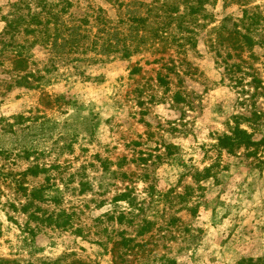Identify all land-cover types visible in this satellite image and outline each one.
<instances>
[{
    "label": "rangeland",
    "instance_id": "374dc122",
    "mask_svg": "<svg viewBox=\"0 0 264 264\" xmlns=\"http://www.w3.org/2000/svg\"><path fill=\"white\" fill-rule=\"evenodd\" d=\"M175 1H49L67 38L34 49L49 81L0 88V264L264 260V147L217 146L236 125L264 137V44L242 51L220 34L243 16L233 0H211L197 23L162 17ZM17 2L0 0V33ZM125 37L143 39L129 57Z\"/></svg>",
    "mask_w": 264,
    "mask_h": 264
},
{
    "label": "trees",
    "instance_id": "16d2710c",
    "mask_svg": "<svg viewBox=\"0 0 264 264\" xmlns=\"http://www.w3.org/2000/svg\"><path fill=\"white\" fill-rule=\"evenodd\" d=\"M50 0H19V2L13 5V11H11L9 16L4 17V21L6 22L3 31L0 33V71L4 74V78L0 79V88L6 87V89H11L14 86L24 87V88H34L35 83H41L43 81H49L46 79L44 75H41L44 71L45 73L49 72L51 68L45 66L42 69H35L38 63L35 60L34 49L41 45L44 49H50L51 45L53 47H62L65 41L64 36L61 38V33L58 30L61 26L59 23V18L61 17L62 10L58 13L53 12L51 7L47 10V7L51 4ZM68 1V0H67ZM238 4L242 5L244 8V13L242 18L239 21L247 22L250 21L249 27L245 28V32L242 31L243 26L234 21L231 17H226L222 20L221 25L218 30L220 34L228 33V36L235 39L238 42V48L242 51L245 47H252L256 44H264V38L258 40L257 29L258 25L261 21H264V11H260L262 5H255L254 9H252L250 5L251 0H233ZM65 2V1H59ZM211 2V0H179L175 2H163L165 8V18L170 21L180 20L181 22L184 20L186 16H190L192 20L196 21V23L200 20V17L206 19L208 16L206 13L207 8L206 5ZM43 6L42 9L39 6ZM180 5L184 6V10H180ZM26 11V12H25ZM45 16L54 17L56 21H54V28H50L49 24L52 23L50 18L44 21ZM160 17V16H159ZM102 21L104 22V17L101 16ZM143 17L134 18L131 20V23H138L139 26L142 25L145 27L146 21ZM58 28V29H57ZM55 29V30H54ZM162 33H167L166 28H162ZM53 30V32L51 31ZM136 31V29H134ZM138 30V29H137ZM118 31V30H117ZM116 31V32H117ZM138 32V31H137ZM142 32V31H141ZM139 30V34L141 33ZM159 29H157L156 37L160 35L158 34ZM257 33V34H256ZM119 34V33H117ZM23 36L24 38L19 41V37ZM144 38V36H143ZM126 37L124 38L123 45V56L129 57L132 54L131 47H136L142 43V40H139L138 43L132 41L130 45L127 44ZM77 43H71V48L74 51L78 50L80 47L79 40H76ZM61 42V44L59 43ZM123 41L118 40L115 42L114 48L119 47V45ZM136 45V46H134ZM115 51L120 52V48H116ZM51 60V59H50ZM159 81L166 85L167 79L163 76H159ZM254 132L249 131L246 128H243L240 125H236L230 130L229 133H225L218 137L217 146L221 150H226L229 154H233L236 149L244 148L246 150H250L251 154L256 155L260 149V147H264V137L261 139H256ZM32 171L35 175H38L40 172L47 171L46 168H40L39 165L33 167ZM36 197L41 200L52 199L54 202L59 203L57 197L52 198L46 194V190L44 188L36 189L35 191ZM130 197L129 203L132 204L134 198L131 199V194H128ZM133 212V209H132ZM125 217V214L120 216V220L122 221ZM57 218L65 219L64 214H60ZM50 221H53L55 218L51 216ZM146 225H151L152 222L146 220ZM263 259H259L257 261L253 259H242L239 264H264Z\"/></svg>",
    "mask_w": 264,
    "mask_h": 264
}]
</instances>
